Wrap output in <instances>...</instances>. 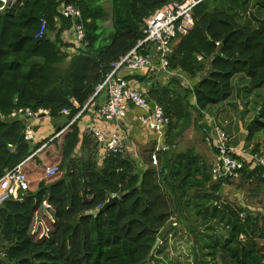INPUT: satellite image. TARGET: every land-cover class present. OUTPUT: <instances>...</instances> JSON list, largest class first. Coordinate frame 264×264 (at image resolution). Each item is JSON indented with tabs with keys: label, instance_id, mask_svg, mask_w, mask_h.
Returning a JSON list of instances; mask_svg holds the SVG:
<instances>
[{
	"label": "trees",
	"instance_id": "obj_1",
	"mask_svg": "<svg viewBox=\"0 0 264 264\" xmlns=\"http://www.w3.org/2000/svg\"><path fill=\"white\" fill-rule=\"evenodd\" d=\"M182 1L65 0L81 9L87 41L70 59L62 51L64 44L56 30V18H62L60 0H15L0 9V113L5 117L0 119V179L23 164L29 182V189L19 198L11 197L0 205V264H182L184 248L176 250L173 242L178 236L183 244L185 241L173 217L187 193L186 186H194L188 180L191 173L177 179L183 172L182 165H177L165 175L162 156L159 168L144 171L125 155H108L100 162L98 145L79 127L112 64L144 38L146 20L165 5ZM106 3L111 8L112 28L101 23L108 15ZM236 6L234 2L227 10H212L209 0H204L194 8L193 28L186 35H177L170 69L196 80L193 91L177 78L166 86L150 88L149 98L171 120L166 144L169 133L190 118V93L195 96L196 111L202 113L232 96V79L237 74L246 75L253 90L264 87V24L251 17L254 25L239 22ZM242 7H248L244 18L253 11L264 20V0H246ZM44 22L45 34L40 36ZM49 32H56L60 44L54 43ZM28 64L30 70L25 72ZM17 108H47L54 118L63 117L62 111L69 109L68 123L82 114L53 141L32 146L24 139L26 121L8 118ZM261 128L264 124L251 128L249 138ZM44 143L47 147L33 155ZM58 166L59 172L47 175L48 168ZM189 167L185 171H191ZM204 167L203 180L211 184L213 192L206 193L210 200L231 180L213 181L210 169ZM260 172L249 175L244 171L243 176L264 182L257 175ZM170 180L171 197L164 183ZM109 193L118 194L119 200L88 215L106 202ZM45 204L52 217H44L49 233L42 236L35 223ZM229 211L232 238L223 244L201 245L211 250L207 255L211 258L198 264H264V221L246 214L242 220ZM206 213L216 216L209 210ZM185 238L191 243L189 235Z\"/></svg>",
	"mask_w": 264,
	"mask_h": 264
},
{
	"label": "built area",
	"instance_id": "obj_2",
	"mask_svg": "<svg viewBox=\"0 0 264 264\" xmlns=\"http://www.w3.org/2000/svg\"><path fill=\"white\" fill-rule=\"evenodd\" d=\"M202 1L172 2L156 10L146 20L143 29L144 38L139 41L137 47L122 57L120 61L112 64L111 71L105 81L98 86L96 94H106V100L99 105L98 114L101 121L112 125V130L107 131L94 126L87 131L98 145V159L103 160L108 155H124L126 140L118 129L132 111H137L136 120L141 124V127L157 135V144L151 154V159L152 164H158V153L167 150V145L164 142L170 129L171 120L163 107L149 98L150 88H140L136 84L137 77L147 80H157L160 78L159 75L168 80L177 78L185 88L194 90L195 83L192 82V79L180 70L172 71L170 69L169 58L173 53L177 35H186L193 28L194 8ZM14 2L15 0H0V9L3 10ZM59 14L60 17L72 21V25L64 31L61 37L62 42L66 45H73L77 50L84 49L87 46V41L81 9L75 4L65 3L59 8ZM45 29L44 22L40 36L45 34ZM202 59V56L198 57V60ZM155 84H159L158 81ZM151 101L156 103L154 107L151 106ZM87 106L82 112L86 110ZM61 114L68 116L70 110L64 109ZM81 114L50 138L49 142L70 127ZM49 117H52L51 111L47 108L37 111L30 108H17L10 113L8 118L25 120L24 139L30 144H37L34 127ZM0 119H5L1 113ZM213 131V146L216 153L210 168L213 181L238 179L244 171L253 172L254 170L261 171L257 175L264 180V151L247 152L238 149L232 144L230 136L222 127L215 126ZM48 143L42 144L33 155L44 150ZM22 165L6 171L0 179V205L11 197L19 198L21 193L29 189V182L22 170ZM57 172H59V167L47 169L48 176H53ZM47 208L48 205L45 204L44 209ZM241 217L244 218L245 214H242ZM36 222V229H39L37 224L43 226L46 223L43 218L40 220L38 217ZM47 232L49 233V229ZM48 233L41 235L47 236Z\"/></svg>",
	"mask_w": 264,
	"mask_h": 264
},
{
	"label": "crops",
	"instance_id": "obj_3",
	"mask_svg": "<svg viewBox=\"0 0 264 264\" xmlns=\"http://www.w3.org/2000/svg\"><path fill=\"white\" fill-rule=\"evenodd\" d=\"M60 1L61 8V6L66 2L65 0ZM70 22L72 25L71 20ZM70 22L65 21L64 18H56V30L60 31V40L62 35L64 34V31L71 26H69L68 24ZM48 36L51 39H54V43L60 44V42L57 41L56 32H49ZM63 44L64 47H62V51L70 55L69 59L77 53V49L73 45L67 46L65 43ZM69 59L67 60V63ZM29 62H31V60ZM29 70L30 65L28 64L27 66H25V72H28ZM159 77L160 78H158L157 80L141 79L136 84H138L140 88H151L157 81L159 84L155 85H168L170 80L163 77L162 75H159ZM192 82H194L195 84L197 83L196 80L193 79ZM232 89V96L227 101L222 102L218 105H211L206 111L202 113L196 111V99L194 94L190 93L189 101L191 103L192 108L189 111L190 118L188 122L186 124H183L182 127H177L173 129L169 133V141L171 143L168 142V144H166V140L164 142V144L169 146H167V150L169 149V151L166 153L161 152L160 155L158 153V161L160 160L159 156L163 157V166L166 168L165 175H169L168 170L170 168L172 169V167L174 168L177 165H182L183 173L186 174V172H189L187 175L193 173L196 176L194 186L190 187L188 184L186 186L187 193L185 192L182 198V203H185L184 211L188 209V216L199 215L201 219L205 221L203 223H206L208 219H211L210 216L206 215V212L208 210L211 211V213H213L214 215H216L215 212L217 211L215 208H220L227 211V214L220 217L221 219H225L227 225L225 228L226 233H224V236L231 231V228L229 226V208L230 206L234 207L233 205H231L232 202H237L240 207L242 206V211H240L239 217L242 213L246 214L247 216L259 218L261 223H263L264 221V182H257L252 176L248 179V175L245 174L244 176L242 175L238 179L231 180V183L229 182L223 184L219 193H214V196L210 200L206 197L207 192L213 193L211 190V184H207L206 182H204L203 178L205 176L204 166H207V168L210 169L216 156L215 149L213 146V128L215 126L222 127L230 136L232 144L238 149H242L249 152L247 149L253 147V151H264V128L257 130L254 133L253 137L249 138L251 128L256 129L258 125L264 124V121L261 122V119L264 118V110L262 109L264 103V94L260 95V92L264 91V87L259 90H253L251 88L250 79L244 74H237L232 79ZM261 97L263 101V103L261 104L262 106L257 110L255 114L258 120H260L257 122L253 120L251 123H249V125H246L247 120L250 118L252 120L255 116L253 115V111L255 106L258 105ZM105 100L106 94L99 93V96L97 97L96 101L89 106L86 113L83 115L81 121L79 122V127L81 129L82 134H86L88 129L94 126H98L107 131L112 130L111 124H107L99 119L98 108L99 105ZM244 101L247 102V105L242 103ZM235 103H239L242 113L236 114L237 112H235L233 109ZM135 114L137 115V111H132L130 116L126 119V121L122 123V125L118 129L119 132L122 133V135L124 136L125 140H127L125 141L126 151H128L129 153L125 152L124 155L131 159H133L134 157H140L139 155L141 154L129 145L130 142L128 139V135L132 137L136 136V142L141 145H145L147 143V140L150 139L155 142L157 141V135H155L152 131L144 130L141 127V124L137 122ZM235 115H239L241 118L238 125L235 124V118L233 120L231 119V117H235ZM57 119H63V121H54ZM67 123V118L63 116L62 118H45L40 123L36 124L34 130L36 131L37 144L52 138L56 133H58V129H62V127L65 126ZM234 125L235 129H233ZM134 129H137L136 131L138 132V134L133 133ZM258 132L262 135L259 138H256ZM37 144H32V146ZM155 147L156 146H154V148ZM193 160H195L196 163L190 165V162ZM99 161L102 160L99 159ZM189 166H192L191 169L193 170L185 171L186 168H190ZM145 169L142 170L144 171ZM247 173H249V175L251 174L250 171H248ZM190 179L191 178L189 177L188 180ZM164 183L166 185L165 188L171 197L172 192L168 188H170L169 186L173 184V182L170 180L165 181ZM246 183L247 189L242 187ZM247 191L250 192L247 193ZM226 200H231V203ZM191 205L193 208L196 207L195 212H193L190 208ZM45 216L49 218L52 217L47 209H43L37 217L40 218V220L42 218L44 220ZM241 219L244 220V218ZM200 222L202 221L200 220ZM242 238L243 237L241 236L240 239ZM262 243H264V240Z\"/></svg>",
	"mask_w": 264,
	"mask_h": 264
},
{
	"label": "rangeland",
	"instance_id": "obj_4",
	"mask_svg": "<svg viewBox=\"0 0 264 264\" xmlns=\"http://www.w3.org/2000/svg\"><path fill=\"white\" fill-rule=\"evenodd\" d=\"M245 1L246 0H239V1L238 0H209L210 8L212 10H227L229 5L233 4L234 2L237 3V6H236L237 8H235V11H236L235 15H238L237 19L241 23H243L244 21L248 22L249 19H250V18L246 19L242 15L244 13V11L248 10V7H242V4L243 3L245 4ZM106 7H107V10H108V15H107V17L104 20H102L101 23L103 25H105L107 28H112V16H111V8H110L109 3H106ZM239 13H240V15H239ZM248 23H250L251 25H254L251 21H249ZM263 94H264V91H261L260 95H263ZM245 101H247V100H245ZM245 101L242 102V103L247 105V102H245ZM262 103H263V101H262V97H261V99L259 100L258 105L255 106V108H254L253 115L256 114L257 110L262 106L261 105ZM233 109H234L235 112H237L236 114L242 113L239 103H235ZM262 109L264 110V103H263ZM58 118H62V116L58 117ZM234 118L236 119L235 124L238 125L239 121L241 119L240 116L239 115L238 116L235 115V117L234 116L231 117L232 120ZM58 120L59 119L54 120V121L57 122ZM253 120L255 122H257L260 119L258 120L257 116L255 115L252 120H251V118L247 120V124L246 125H249V123H251ZM59 121H63V119L59 120ZM262 121H264V118L261 119V122ZM233 129H235V125H234ZM136 130L134 129L133 133H137L138 134V132ZM261 135L262 134L258 132L257 135H256V138H259ZM239 136H240V134H239ZM128 137H129L128 139H129V142H130L129 145L134 150H137L141 154V155H139L140 157H134L133 158L135 160L137 166L139 167L140 171H143L142 169H145V168L149 169L151 167H158V168L160 167L159 166L160 165L159 161H158L157 165H154L151 162V154L153 153L154 146H156V142L155 141L150 139V140H147V143L145 145L144 144L141 145V144H138L136 142V140H135L136 136L132 137V136L128 135ZM253 149L254 148L251 147V148H249L247 150L248 151H252ZM125 152L129 153L128 151H125ZM184 175H185V173L181 172V177L177 178V179H182ZM191 176H192L191 179H192L193 183H195L196 176L193 173H191ZM242 187L247 189V183L244 184ZM248 192H250V191H247V193ZM115 196H118V194H110L109 193L108 196H107L108 198H107L106 202L103 205H100V206L96 207L95 210L89 211L87 214H90V213H92L94 211H104V210H106V209H104V205L109 201V198L115 197ZM118 200H119V197H118ZM226 201H229L231 203V200H226ZM229 202H227V203H229ZM179 205H180L179 206V210H178V212H176V214L173 217V223H174V225L178 226L179 229H181L183 231L182 236L184 237V241L185 242L183 244L182 241L179 240V236H178L174 240L173 244L175 245V249L176 250H178L179 248L180 249L184 248L183 249V257L181 259V263L182 264H198L202 260H205V261L210 260L211 257L207 256V255H208V253L211 252V250L210 249L209 250L202 249V246L204 247L205 245H210V244L213 245L214 241H219L220 244H223L224 241L227 238L228 239L232 238L231 232H228V234H226L224 236V233H226V229L225 228H226L227 225H226L225 219L224 218L223 219L220 218L221 216L227 214V211L224 210V209L218 208V210L215 212L216 217H210L211 219H208L206 223H203L205 221H203L199 215H194V216H191V215L188 216L187 215L188 214L187 213L188 209H186L184 211L185 203H181ZM192 205H191L190 208L192 209L193 212H195L196 207L193 208ZM231 205L234 206V207L230 206L231 211H234L237 215H239L240 211H242L241 210L242 206L240 207L237 204V202L236 203L232 202ZM241 215H242V213H241ZM241 215H240V217H241ZM200 220L202 222H200ZM35 226H36V223H35ZM37 226L40 229L41 234L48 233L47 230L49 228L46 225V223H44L43 226H40L38 224H37ZM39 229L35 228V230H39ZM180 235H181V233H180ZM186 235H189L191 237V239H192L191 243L187 242V240L185 238ZM197 243H199V244H197ZM183 245H184V247H183ZM162 255H164V254H162ZM164 257H165V255H164Z\"/></svg>",
	"mask_w": 264,
	"mask_h": 264
},
{
	"label": "water",
	"instance_id": "obj_5",
	"mask_svg": "<svg viewBox=\"0 0 264 264\" xmlns=\"http://www.w3.org/2000/svg\"><path fill=\"white\" fill-rule=\"evenodd\" d=\"M252 18L255 22H261V23H263L264 24V20H261V19H259L258 17H256L255 15H254V12L253 11H251L248 15H246V19H248V18ZM156 105V103L155 102H153V101H151V106L152 107H154ZM60 128L58 129V132H60ZM216 198H218V197H216ZM118 200V196H115V197H111V198H109V201L104 205V209H106L107 207H109L111 204H113L114 202H116ZM103 209V210H104ZM100 211H94V212H92V213H90V214H88V215H96V214H98ZM160 244V241L158 240L157 242H156V245L154 246V248H153V251H152V253H151V255H153L154 254V252L156 251V249H157V247H158V245ZM148 261H150V258L148 259Z\"/></svg>",
	"mask_w": 264,
	"mask_h": 264
}]
</instances>
